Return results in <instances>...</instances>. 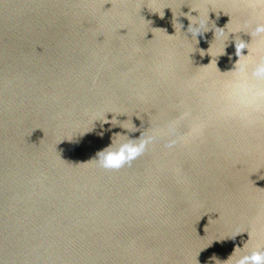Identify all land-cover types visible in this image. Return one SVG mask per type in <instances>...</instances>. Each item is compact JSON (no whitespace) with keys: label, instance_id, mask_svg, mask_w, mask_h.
Returning a JSON list of instances; mask_svg holds the SVG:
<instances>
[{"label":"water","instance_id":"1","mask_svg":"<svg viewBox=\"0 0 264 264\" xmlns=\"http://www.w3.org/2000/svg\"><path fill=\"white\" fill-rule=\"evenodd\" d=\"M254 2L0 0V264H228L264 249V113L219 115L235 42L264 57ZM117 133L155 139L99 167Z\"/></svg>","mask_w":264,"mask_h":264},{"label":"clouds","instance_id":"2","mask_svg":"<svg viewBox=\"0 0 264 264\" xmlns=\"http://www.w3.org/2000/svg\"><path fill=\"white\" fill-rule=\"evenodd\" d=\"M257 5L264 10V0H255L254 11ZM192 17L198 18L199 13ZM205 27V22L197 19L195 23L191 21L188 31L197 38L198 35L206 32ZM249 35L251 38L264 36V23H256ZM250 43L251 41L245 42L241 39L239 44L235 42L239 59L233 69L227 71L229 78L221 82L225 105L219 113L222 118L236 120L249 126L256 122L259 114L264 113V57L251 58ZM244 49H247V55L242 54ZM113 137L118 139H112V143L99 151L93 159L99 167L104 169H120L142 155L155 139L154 135L130 138L128 135L119 133ZM174 143L175 141H170L167 146L171 147ZM226 261L228 264H264V249L257 246L249 250L244 244L243 247H236Z\"/></svg>","mask_w":264,"mask_h":264}]
</instances>
